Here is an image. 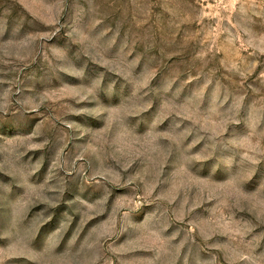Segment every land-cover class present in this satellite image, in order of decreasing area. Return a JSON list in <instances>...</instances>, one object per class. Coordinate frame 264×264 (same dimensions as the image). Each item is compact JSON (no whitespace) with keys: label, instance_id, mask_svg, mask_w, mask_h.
I'll list each match as a JSON object with an SVG mask.
<instances>
[{"label":"rangeland","instance_id":"1","mask_svg":"<svg viewBox=\"0 0 264 264\" xmlns=\"http://www.w3.org/2000/svg\"><path fill=\"white\" fill-rule=\"evenodd\" d=\"M0 264H264V0H0Z\"/></svg>","mask_w":264,"mask_h":264}]
</instances>
